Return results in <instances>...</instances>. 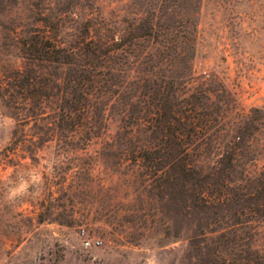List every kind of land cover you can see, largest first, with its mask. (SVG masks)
I'll list each match as a JSON object with an SVG mask.
<instances>
[{
	"label": "rangeland",
	"instance_id": "374dc122",
	"mask_svg": "<svg viewBox=\"0 0 264 264\" xmlns=\"http://www.w3.org/2000/svg\"><path fill=\"white\" fill-rule=\"evenodd\" d=\"M45 40L72 63L42 57ZM153 80L211 116L196 166L239 135L225 172L264 174V0H0V264H264V213L224 223L135 159ZM83 82L104 92L98 133L61 116Z\"/></svg>",
	"mask_w": 264,
	"mask_h": 264
},
{
	"label": "trees",
	"instance_id": "16d2710c",
	"mask_svg": "<svg viewBox=\"0 0 264 264\" xmlns=\"http://www.w3.org/2000/svg\"><path fill=\"white\" fill-rule=\"evenodd\" d=\"M45 41L39 51L42 57L61 64L72 63L73 52H66ZM91 52L97 59L115 53L114 50L106 52L103 44H96V49ZM81 80L85 78L78 79V83ZM89 81L91 83L92 80ZM88 85L86 82L80 85V98L65 100V105L60 108L61 116L65 122L69 121L66 125L74 129L85 127L98 133L105 127L104 92L101 86L92 85L90 88ZM174 88L166 80H153L152 84L143 86L136 125H141L153 140L139 148L135 159L146 162L150 176L164 183L170 194H186L189 206L217 208V219L224 223L238 222L254 213H264V174L252 180L245 174L248 184L240 185L231 178V174L225 172L228 169L231 170L229 173H233L234 167L226 166L223 158L236 159L238 152L235 145L242 141L241 136H234L232 144H226V150L220 153V159L211 171L195 165L191 138L206 137L212 118H205V113L199 118L196 106L180 89ZM222 176L225 181L217 180ZM223 237L224 233L220 235L222 240ZM230 260L223 258L224 264H236L230 263ZM256 263L251 259L248 264Z\"/></svg>",
	"mask_w": 264,
	"mask_h": 264
}]
</instances>
